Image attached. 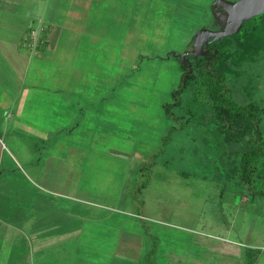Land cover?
<instances>
[{
	"label": "rangeland",
	"instance_id": "obj_1",
	"mask_svg": "<svg viewBox=\"0 0 264 264\" xmlns=\"http://www.w3.org/2000/svg\"><path fill=\"white\" fill-rule=\"evenodd\" d=\"M7 1L19 6L22 2ZM50 1L46 3L56 10L58 20H63L64 14L68 18L55 24L54 29L59 31L57 44L50 50L52 59H38L37 70L30 71L36 83L67 84L66 93L71 97L70 106L64 108L70 116L64 120L62 112L60 119L69 130H63L59 138L54 134V144L50 140L46 145L55 152L59 148L56 142L63 140L68 160L80 165L81 177L85 173L83 182L76 177L85 188H65L82 201H69L106 213L115 223L121 264L125 255L130 260L131 253L134 264H166L163 260L170 249L185 258L194 250L217 258L231 249L220 241L221 237L243 241L246 246L240 247L245 249L246 259L256 256L255 264H264V195L252 194L237 170L239 156L251 135L226 140L222 122L197 82L185 89L181 104L173 108L183 125L166 116L161 105L171 98L170 90L179 77L177 60L170 54L180 56L186 48L194 49L190 36L202 22L208 29L229 28L234 17L229 16L228 9L207 0H88L85 11L75 17L76 7L69 5L73 0ZM33 2L25 0L23 5L30 10L27 23L32 29L22 43L28 40L30 53L40 56L38 37L46 21L43 4ZM3 13L0 10V19ZM19 16H12L14 25L11 21L6 24L13 31L20 24ZM10 32L0 30V89L10 79L15 87L10 82L7 88H19L24 94L29 84L23 73L27 65ZM7 34L11 38L2 37ZM233 43L229 50L235 48ZM229 65V95L236 102L259 105L264 133V41L252 51L250 59L239 63L229 60ZM37 95L30 105L37 104ZM46 110L53 118L38 119L47 125L51 122L55 128L58 115L51 108ZM170 124L180 128L166 136ZM11 125L8 131L13 132L14 127L17 133L2 134L3 138L7 144L8 139H17L13 152L19 164L25 165L33 140L30 133H20L24 124ZM143 161L152 165L137 172ZM253 178V186L264 190V160ZM135 181L142 187L132 196L130 189ZM152 247L151 256H144ZM95 248L102 251L101 256L92 253L93 247H79L76 261L74 247H65L67 264H104L100 258L108 255V247Z\"/></svg>",
	"mask_w": 264,
	"mask_h": 264
},
{
	"label": "crops",
	"instance_id": "obj_2",
	"mask_svg": "<svg viewBox=\"0 0 264 264\" xmlns=\"http://www.w3.org/2000/svg\"><path fill=\"white\" fill-rule=\"evenodd\" d=\"M46 1L51 3L50 0ZM46 1L34 0L33 2L36 5L38 3L43 4L42 13L46 21L43 32L47 40L42 46L40 56L37 52L30 53L28 40L22 43V38L24 40L28 35L26 29L29 27L27 23L29 16L27 12L31 14L30 10L24 9L25 0H22L20 6L14 4L15 1L10 3L6 0V4L0 2V10L5 13V15L2 14L3 19H0V30L14 33V35L7 34L2 37L11 38L9 36H13L14 41L17 39L16 49L23 53V59L27 65L26 68L24 67L25 69L23 68V73L26 74L24 79L29 83V86L24 88L26 90V92L23 91L24 94L19 88L15 91L7 88L10 82L13 83L10 79L4 84L3 89H0V264H20V262L24 263L25 261H32L33 264H67L65 247H69V250L70 247H74L72 252L77 261L75 253L79 251V247L85 246L93 247L92 253L97 256H101L102 251L95 247L106 246L108 247V255L104 256V260L100 258V262L121 264L122 259L117 257L118 236L115 223H111V219L106 213H100L91 207L74 206L75 203L69 201V199L76 197L71 196L70 192L65 189L66 187L80 186L81 189L86 187V185H81L76 181V177L81 178V181L85 178V173L82 174V177L79 174L80 165L78 163L74 165L72 161L68 160L67 153L63 149V140L56 142L59 148L55 152L53 149L49 151L46 147L47 143L52 141L54 134L58 135L59 138L63 134V130H69L67 126H63L65 123L62 121L63 119L61 122L60 119L63 117L62 112L65 113L64 120L70 116L69 111L66 112L64 108H67V105L70 106L71 98L70 94L66 93L67 84L61 82H53V84H48V82L36 83L34 73L30 71L37 70L38 61L45 59L50 61L52 59L50 50L55 48L57 44L59 31V28L54 29L55 24H61L64 22V18H68L64 14L63 20H58L59 15L56 10L50 7L51 5H48ZM81 1L73 0L74 3L72 1L69 3V5L76 7L75 17L85 11L88 0ZM88 3L90 4V2ZM36 5L34 9H31L32 11L36 10ZM18 15H21L17 21L20 24H18L17 30L13 31L6 24L11 21L14 25L15 18L12 16ZM207 16L210 15L205 14V17ZM197 26L195 32L190 36L193 41L196 32L205 25L203 22ZM2 44L6 43L2 42ZM9 59V61L14 62L13 58ZM59 64L61 65L60 62ZM11 66L12 64L8 70L12 68ZM28 66L30 69L27 72ZM11 87H15V84H11ZM38 91L43 92V94L37 95ZM36 95L38 97L37 104L30 105V101H33ZM45 102L49 104L44 105ZM48 108H51L59 116H56L59 120L54 123L57 125L55 128L51 122L47 125L38 119V116L53 118L48 115L46 110ZM17 123L25 125L20 133H30L33 140V147L28 146L29 158H26L27 164L25 165L19 164L17 156L13 152L18 142L17 139H8L7 144L2 135L17 133L14 127H12L13 132L8 131L11 124L18 127ZM51 143L54 144L53 141ZM69 165L73 167L74 174H70ZM131 190L132 185L130 194H132ZM137 226L140 229L142 225ZM220 241L226 246H230L231 249L228 248L226 254L217 258H209L205 253L195 250L188 255V258H185L182 253L181 255L175 252L171 253L172 250L170 249L168 258L163 261L164 263L166 261V264H249L245 249L240 247L246 246L243 241L232 240L227 237H221ZM252 245L256 246V244ZM259 248L262 249V247ZM66 250L68 251V249ZM131 254L130 260L125 255L124 264H134ZM257 260L256 256L253 257L250 264H255ZM73 263L69 262L68 264Z\"/></svg>",
	"mask_w": 264,
	"mask_h": 264
},
{
	"label": "trees",
	"instance_id": "obj_3",
	"mask_svg": "<svg viewBox=\"0 0 264 264\" xmlns=\"http://www.w3.org/2000/svg\"><path fill=\"white\" fill-rule=\"evenodd\" d=\"M31 29L30 26L26 29L27 34L30 33ZM41 33L38 37L39 43L37 46H44L47 40L45 33L43 31ZM261 41H264V12L245 17L238 31L204 43V49H208V52L204 55L188 53L185 55V59L181 60L180 56L170 54L177 60L179 77L176 86L170 90L171 98L161 105L166 116L178 121L179 125H183L179 119L180 116L174 112L173 108L181 104L185 89L193 82H197V86L204 90L207 99L212 102L215 114L222 122L226 140H240L244 139L248 133L251 135L249 144L239 156L237 170L242 183L250 188L252 194L264 195V190L253 186L255 170L259 163L264 160L261 108L253 101L236 102L229 95L227 85L229 60L233 63H239L245 58L250 59L252 51L259 47ZM231 43L235 45L233 50H229ZM228 58L230 59L228 60ZM179 125L170 124L166 136L173 130L180 128ZM152 156L155 158L157 151ZM147 162L141 163L137 168V172H141L151 164L144 165ZM149 162L153 163V159ZM142 185H144V182ZM141 187V183L133 182L132 196ZM249 252L252 255L253 251L251 249ZM152 253L153 247L144 256H151ZM252 260L249 258L248 263L250 264ZM149 264H155V262L151 261Z\"/></svg>",
	"mask_w": 264,
	"mask_h": 264
},
{
	"label": "water",
	"instance_id": "obj_4",
	"mask_svg": "<svg viewBox=\"0 0 264 264\" xmlns=\"http://www.w3.org/2000/svg\"><path fill=\"white\" fill-rule=\"evenodd\" d=\"M215 2L228 9L229 16L234 17L233 23L229 28L222 30L201 27L194 36V49H188L181 53V60H184L185 55L188 53L206 54L208 49H204V43L238 31L245 17L264 12V0H215Z\"/></svg>",
	"mask_w": 264,
	"mask_h": 264
},
{
	"label": "flooded vegetation",
	"instance_id": "obj_5",
	"mask_svg": "<svg viewBox=\"0 0 264 264\" xmlns=\"http://www.w3.org/2000/svg\"><path fill=\"white\" fill-rule=\"evenodd\" d=\"M213 1H215V0H213Z\"/></svg>",
	"mask_w": 264,
	"mask_h": 264
}]
</instances>
